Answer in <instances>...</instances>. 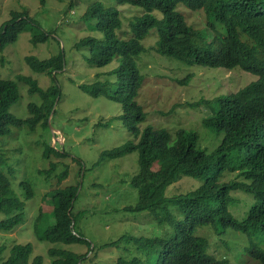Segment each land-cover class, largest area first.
Listing matches in <instances>:
<instances>
[{
	"label": "trees",
	"instance_id": "16d2710c",
	"mask_svg": "<svg viewBox=\"0 0 264 264\" xmlns=\"http://www.w3.org/2000/svg\"><path fill=\"white\" fill-rule=\"evenodd\" d=\"M44 3V0H41ZM120 5L128 4L140 8L143 13L134 17L131 29L123 31L120 10L105 6L102 1H94L84 13L90 18L97 17L91 28L104 33V37L88 36L79 41L80 46H89L88 61L92 65L104 66L114 62L107 71L108 77L82 85L93 95L109 91L123 105V119L129 132L135 138L123 146L109 149L100 154V160H109L138 151V156L130 163L134 171L131 175L120 176L118 167H108L104 174L109 181L128 182L137 190V199L121 208L124 211L143 213L150 217L153 225L161 227L159 233L132 238L130 232L101 247H118L127 243V252H121L117 264H222L209 251V240L201 230L212 228L222 233L228 228L237 231L264 232V0H116ZM72 6L73 2H69ZM203 10V27L188 23L185 8ZM156 12L161 13L159 16ZM158 35L157 52L169 55L189 65L240 67L256 75L237 91H229L212 99V114L202 118L201 125L210 139L219 136L214 148L208 151L201 146L203 135L200 131L179 127L173 134L166 128H154L140 124L146 112L138 102L144 75L137 64L139 56L145 52L143 41L152 29ZM32 29L31 41L37 44L46 41L50 31L29 13L27 8L12 10L11 16L0 27V50L16 41L23 31ZM3 62L4 57L0 56ZM26 60L32 70L47 72L64 67L62 53L45 58L27 55ZM191 74V73H190ZM99 77L102 73L98 74ZM190 75H188L189 77ZM113 77V79H112ZM27 83L30 94H38L41 102H29L30 115L20 117L10 107L21 97L19 83ZM114 85V93L112 92ZM60 93L56 84L43 88L32 75L17 74L15 78L0 77V135L10 133L11 126H28L35 130L40 123L43 129L49 127V116ZM112 96V95H111ZM203 104L204 102H191ZM215 105V106H213ZM55 148H44L43 155L50 156ZM56 156L65 157L56 150ZM7 149L0 145V230L11 231L23 218L25 203L11 188L7 171ZM137 161V164H136ZM50 169H38L41 174L51 173ZM66 166L57 175L60 182L68 173ZM121 168V166H120ZM123 171H126L123 170ZM122 171V172H123ZM233 174L232 178H226ZM81 169L76 183L55 187L44 194L50 196L48 213L40 211L34 227L40 231V239L65 244L83 243L89 246L85 253H77L64 248L51 247L52 264H80L88 256L91 241L78 229L79 219L90 208L76 209L81 197L79 192ZM117 177L116 179L113 177ZM131 177V178H129ZM188 179V188L174 187L181 179ZM25 199L32 197L36 190L29 179L20 180ZM238 193L253 195L255 202L248 208L234 207L242 201ZM175 208L180 214L170 211ZM119 208V207H118ZM248 208V209H247ZM236 209V210H235ZM240 213V217L237 213ZM44 215V219L41 216ZM170 226L172 233L167 234ZM220 230V231H219ZM219 231V232H217ZM200 232V233H198ZM133 244L129 246L128 244ZM0 246V264H44L43 256H32L30 242L14 243L7 257ZM246 257L239 260L244 264H264V249L250 237ZM256 262V263H255Z\"/></svg>",
	"mask_w": 264,
	"mask_h": 264
},
{
	"label": "rangeland",
	"instance_id": "374dc122",
	"mask_svg": "<svg viewBox=\"0 0 264 264\" xmlns=\"http://www.w3.org/2000/svg\"><path fill=\"white\" fill-rule=\"evenodd\" d=\"M71 1L73 4L69 6ZM94 1H102L105 6L120 10L119 16L123 22L120 30L123 31H130L129 24L135 15L143 13L140 8L128 4L120 5L116 0H44V3L41 0H0V27L10 18L12 10L27 8L44 30L50 31L46 41L34 44L31 41L33 30L28 29L23 31L16 41L8 43L2 51L0 50V56L4 57L3 62L0 60V77L15 78L17 74H26L37 78L43 88L52 84L60 87V93L49 116L48 128L43 129L40 123L35 130H30L28 126L17 128L12 125L10 133L0 135V145L7 149L9 157L8 164L3 167L7 171L12 190L18 192L25 203L22 222L11 231L0 230V246L4 247V257L8 256L10 248L17 242H30L33 246L32 256L42 255L44 264H52L53 257L48 253L51 247L77 253H85L89 249V246L83 243H53L40 239L38 235L42 231L37 235L34 227L40 211L50 213L47 212L50 208V196L45 198L44 194L55 187L76 183L80 169L81 197L76 202V209L86 207L90 210L79 219L78 229L91 241L88 256L81 259L80 264H117L121 252H127V249L120 247H126L127 243H122L119 247L116 244L106 247L101 245L115 241L126 232H130L133 234L132 238H135L159 233L162 228L154 226L152 219L146 216L145 212L131 213L122 210L124 205L136 201L137 190L125 181L112 183L106 178L107 174H104L108 167L116 166L120 176H124L125 172V175H131L134 171L129 164L137 158L138 151L111 160L106 157L100 160L102 152L123 146L135 136L127 129L123 119V105L114 94L107 91L96 96L82 88V85L99 78L105 80L108 77L107 71L115 64L112 62L104 66L92 65L88 61L89 46L78 44L82 38L88 36L104 37L100 30L90 27L95 24L97 17L84 16L87 7ZM183 8L187 11L185 14L188 23L196 27L204 26L203 10L194 11L183 5L178 7L179 10ZM156 13L162 16L161 13ZM148 35L143 41L146 50L137 59L144 75L138 96V102L146 112L145 120L140 124L141 129L151 125L156 129L164 127L172 134L179 127L200 131L203 135L200 144L202 147H209L207 150L210 151L219 136H215L212 142L201 121L203 117L212 114V99L226 95L229 91H237L251 80H255L256 75L240 67L229 69L189 65L157 52L158 35L155 28ZM59 53L63 55L64 67L54 71L52 75L32 70L26 60V56L31 54L45 58ZM99 73H102L101 77L98 76ZM19 87L21 97L10 110L20 117H27L30 115L29 102L40 103L41 97L36 93L30 94L27 83L21 82ZM112 87L114 93V85ZM200 101L207 106L191 104ZM48 145L55 150L50 152V156H44L43 150ZM56 150L62 152L65 157H57ZM52 161H55L57 168L51 169V173L47 175L38 171L39 168L50 169ZM66 166L69 167L66 168L68 173L58 182L57 175L61 170H65ZM125 169L126 171H123ZM232 176L233 174H227L226 178ZM25 178L31 181L36 190L28 199L24 198L20 184V180ZM180 185L188 188V179H181L179 183L169 187L167 193L174 187L181 191L182 189L178 188ZM236 193L242 201L238 200L233 208H246L248 205L249 208L255 202L253 195L238 191ZM169 209L178 214L175 208ZM236 213L240 216V213ZM3 217L5 214L1 212L0 218ZM41 218L44 219V215ZM162 231L171 235L172 228ZM201 232L209 240V251L222 264H244L239 263V260L248 256L250 237L264 249L263 231H253L251 234V231L228 228L222 233H216L212 228L205 227ZM128 245L133 246L132 243Z\"/></svg>",
	"mask_w": 264,
	"mask_h": 264
},
{
	"label": "clouds",
	"instance_id": "9594fccd",
	"mask_svg": "<svg viewBox=\"0 0 264 264\" xmlns=\"http://www.w3.org/2000/svg\"><path fill=\"white\" fill-rule=\"evenodd\" d=\"M209 249H210V246H209ZM212 253V252H211Z\"/></svg>",
	"mask_w": 264,
	"mask_h": 264
}]
</instances>
